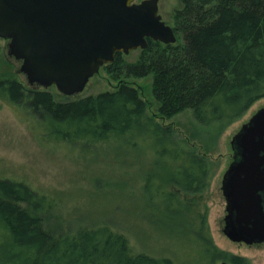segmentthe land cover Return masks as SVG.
Returning a JSON list of instances; mask_svg holds the SVG:
<instances>
[{"label":"trees","instance_id":"1","mask_svg":"<svg viewBox=\"0 0 264 264\" xmlns=\"http://www.w3.org/2000/svg\"><path fill=\"white\" fill-rule=\"evenodd\" d=\"M180 2L173 23L176 43L150 39L135 62L119 52L104 66L121 81L117 90L59 101L52 92L28 88L4 70L0 98L35 115L36 131L49 143L75 148L117 143L139 151L150 137L153 161H165L156 181L166 175L177 191L203 193L212 179L211 161L180 140L171 126L149 117L148 102L124 78L153 75L160 114L191 113L202 137L197 136L208 138L210 146L214 132L217 136L264 97V0ZM150 182L148 177L145 187L153 190ZM165 195L166 206L173 207L174 190ZM42 196L26 181L0 175V264H178L170 257L135 251L124 233L108 226L65 231L61 221L52 222V204ZM208 248L217 253L210 258L230 257L215 245ZM230 259L248 264L243 256Z\"/></svg>","mask_w":264,"mask_h":264},{"label":"rangeland","instance_id":"2","mask_svg":"<svg viewBox=\"0 0 264 264\" xmlns=\"http://www.w3.org/2000/svg\"><path fill=\"white\" fill-rule=\"evenodd\" d=\"M159 5L163 19L173 26L180 0H160ZM0 47V74L11 71L28 88L48 90L59 101L114 91L121 84L102 67L85 90L74 96L63 94L56 86L46 89L31 85L21 71L22 61L9 53V40L0 38ZM141 53L139 48L123 53V57L135 62ZM124 80L136 87L148 102L149 117L171 126L180 140H186L211 161L213 175L203 193L187 195L177 191L173 183L165 181L166 175L161 174L156 181L165 161H153L155 148L150 137L145 138V145L139 151L122 148L117 143L81 148L71 147L69 143H49L37 133L35 115L1 98L0 175L22 179L44 194L43 200L52 204L48 212L52 222L61 221L65 231L108 226L124 233L135 251L170 257L178 264H222L223 261L233 264L230 259L233 255L246 257L248 264H264V243L236 242L223 232L227 202L222 190L224 175L234 160L231 141L243 124L264 107V97L217 136L214 132L216 140L209 146L208 138L201 139V133L196 131L199 124L191 113L181 112L170 118L160 114L153 94V75ZM153 143L155 146L154 140ZM148 177L153 190L145 187ZM167 190L175 192L173 207L170 203L166 206ZM214 245L230 257L221 254L215 255L216 259L210 258L212 252L217 254L208 248Z\"/></svg>","mask_w":264,"mask_h":264},{"label":"water","instance_id":"3","mask_svg":"<svg viewBox=\"0 0 264 264\" xmlns=\"http://www.w3.org/2000/svg\"><path fill=\"white\" fill-rule=\"evenodd\" d=\"M160 0H0V38L22 61L31 85L82 93L117 53L146 49L149 39L177 42ZM234 160L222 190L223 232L233 241L264 242V107L234 135ZM222 264H230L223 261Z\"/></svg>","mask_w":264,"mask_h":264},{"label":"flooded vegetation","instance_id":"4","mask_svg":"<svg viewBox=\"0 0 264 264\" xmlns=\"http://www.w3.org/2000/svg\"><path fill=\"white\" fill-rule=\"evenodd\" d=\"M150 40V39H149ZM264 243V242H263Z\"/></svg>","mask_w":264,"mask_h":264}]
</instances>
